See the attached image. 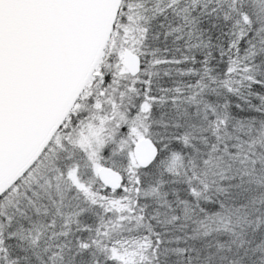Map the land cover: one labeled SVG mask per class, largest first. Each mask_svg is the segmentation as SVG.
I'll use <instances>...</instances> for the list:
<instances>
[{
    "label": "snow or ice",
    "instance_id": "snow-or-ice-1",
    "mask_svg": "<svg viewBox=\"0 0 264 264\" xmlns=\"http://www.w3.org/2000/svg\"><path fill=\"white\" fill-rule=\"evenodd\" d=\"M0 264H264V0H0Z\"/></svg>",
    "mask_w": 264,
    "mask_h": 264
}]
</instances>
